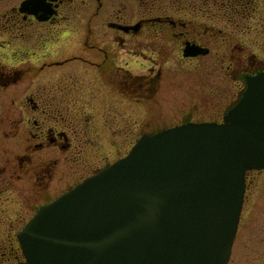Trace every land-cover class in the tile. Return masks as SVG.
<instances>
[{"label":"water","instance_id":"95a60500","mask_svg":"<svg viewBox=\"0 0 264 264\" xmlns=\"http://www.w3.org/2000/svg\"><path fill=\"white\" fill-rule=\"evenodd\" d=\"M223 118L142 136L42 206L19 233L29 264H225L244 171L264 167V76Z\"/></svg>","mask_w":264,"mask_h":264},{"label":"flooded vegetation","instance_id":"af4514ba","mask_svg":"<svg viewBox=\"0 0 264 264\" xmlns=\"http://www.w3.org/2000/svg\"><path fill=\"white\" fill-rule=\"evenodd\" d=\"M176 1L179 2L180 0ZM197 1L201 2L204 9H198V5H194L190 13L207 14V22L197 23L194 19L180 16L181 10L178 6L173 11H152L150 8L154 6V0H143V2L149 4L144 6V10L139 12L138 14L140 15L138 16L135 15L134 11L128 10L127 7L122 5L124 3L123 0H117L113 4L115 6L111 5V10H109L108 4H104L101 6V10L98 9L99 6L94 11L89 12V16L85 18L81 17L82 23L86 25V33L84 34V39H82L84 43L83 50L81 49V53L83 52L85 54L82 53L84 56L79 62L94 66L93 69L89 70L90 76L88 80L90 81L91 79V82L97 85L99 89L103 86L115 97L122 95L124 97L147 98L158 90L157 80L161 73L160 64L163 65L166 63L168 65L170 58L175 62L178 61L175 54L179 52L178 50L181 47V57H191L192 59H198V63L200 62L192 70L191 76L185 78L186 82L192 83L190 84V87H193L192 93L195 95L200 91H204L210 98V100H207L208 104H206L207 102H200L198 99H192L193 97H191L195 107L192 105L187 106L186 104L182 106L181 114H188L195 108L197 111H207L211 114H219L221 116L219 120L217 118L197 119V121H221L222 115L242 95L247 85V78L259 73L264 74V0ZM73 2L76 1H49L47 7L50 11L43 18H40L38 14L15 7L14 14L7 16L6 20L8 22L2 20V22H5L3 25L5 30L9 29V34L14 39L7 41L4 38H0V52H2L0 53V87H6L10 80L15 81L17 79L16 82H18L22 78L24 71V67L18 68V65L30 61L27 55L28 52H22L18 46L24 39L23 34L25 30L32 28L35 23L39 25L48 22H56L58 26H63L64 28L69 27L71 21H73L72 19H76L75 14H80V10H72L74 7ZM78 2L81 4L85 0H79L76 3ZM205 3H211V6L217 3L218 7H216L219 11L208 9L207 6L203 5ZM218 17L224 26L206 24L209 20L218 22ZM69 30L73 31V29ZM69 30H65L64 34L66 32L69 33ZM91 34L95 35L93 38H90L93 42L88 47L87 41ZM188 45H191L194 49L193 54H184V47ZM94 46L95 48H91ZM131 54L145 58L148 57L151 61H154L155 57L158 58L156 62H160L159 69L154 72L151 66L145 65L143 67L141 63L139 64L141 68L139 70L140 72L132 71L126 67L132 64L130 58H123L125 55ZM168 56L171 57L168 58ZM204 57L206 59H203ZM8 67H11L13 70L6 71ZM202 75L205 76V79H202ZM176 80L179 81V78L176 77ZM177 82L174 81L175 84ZM172 83L169 84L171 85ZM172 87L175 88L176 86L172 85ZM179 87L183 88V84L181 83ZM62 88L67 91L69 97L66 104H77L76 101L70 99V85L64 84L60 86L58 84L54 87V89ZM37 92L36 99L33 96L32 98L27 96L25 99L26 103L30 109L32 108L31 110L33 112L48 121L44 119L39 122L36 119L34 120L33 117L35 114L32 119L28 118L29 122L33 120L36 125V131L33 135L39 139V142L35 143V145L38 147L43 145L47 149L56 145L58 148L69 147L71 143L62 129L68 128L70 129L69 132H71V129L74 128V122L70 117V107H65V110L61 108L60 113L57 106H54V99L56 97L52 96L51 92L49 93L44 90ZM61 93L62 97H65V93ZM57 99L59 100V97ZM145 104L141 102L143 109ZM20 109L22 110V108ZM49 113L58 115L59 119H56V125L61 126V130L57 126L54 128L53 121L51 122L50 117L47 116ZM188 121L191 120L188 119ZM182 122V120H179L178 123ZM23 124L26 125L25 123ZM0 138L2 148L5 150L13 146L14 138L11 139V135L5 129L4 125L2 127L0 126ZM89 138L85 137L81 140V138L75 137L77 144L73 145L74 148H72L69 161L73 162L70 166L76 172L86 170V163L83 162H91L95 165L98 161L94 157H91L94 154V143ZM86 143H88L89 148H86ZM28 146L26 145L25 149ZM43 149L41 148L40 150ZM24 151L19 155L20 161H18L17 166V170L22 169L21 171L16 170L13 173L3 174L4 164H0V201L10 198L13 202L12 206L15 208L16 206L19 207L18 212L20 213L22 221V225L14 232L13 236L11 235L12 229L6 232L8 236H1L0 264H27L17 233L23 224L34 214L32 213L23 220L25 214H28L26 212L30 207L33 209L34 205H38L39 201L44 200L47 203L53 199L49 198L50 190H48L47 183L52 176L51 172L56 164V158L48 157L46 159H40L36 167L30 170L25 163L28 162L26 160H29L28 158H30L31 154ZM87 154L90 155L89 161L85 159ZM81 159L83 162L79 164L78 162ZM1 161L2 159H0ZM107 164L102 165L105 166ZM99 169L100 167L97 165L96 168H91L87 173L91 172L93 174L92 172L94 170L96 172ZM251 172L253 173L254 171H248L246 175ZM253 179L251 176L250 183H252ZM71 187V185L66 186L59 194H62ZM9 193L12 196H9ZM43 202L41 203L44 204ZM42 204L36 206L34 210ZM13 213L16 214L17 210ZM2 226L0 225L1 231ZM234 242L232 249L234 248Z\"/></svg>","mask_w":264,"mask_h":264},{"label":"rangeland","instance_id":"374dc122","mask_svg":"<svg viewBox=\"0 0 264 264\" xmlns=\"http://www.w3.org/2000/svg\"><path fill=\"white\" fill-rule=\"evenodd\" d=\"M20 1L0 0V38H4L7 41L14 39L9 34L10 30H5L3 26L5 22H2V20L7 21V16L14 14L15 7L20 6ZM76 2H73L74 7L72 10H80V14H75L76 19H72L73 21H71L69 27L64 28L63 26H58L56 22H48L39 25L35 23L32 28L25 30L23 34L25 40L23 39L22 43L20 42L18 46L22 52H28L27 55L30 61L18 65V68L24 67L22 78L18 82H16L17 79H14L15 81L10 80L6 87H0V126L4 125L11 135V139L14 138L13 146L7 150L2 148V142L0 141V159H2L0 164H4L3 174L13 173L17 170L18 161H20L19 155L24 150L31 154L30 158H28L29 160H26L28 162L25 163L30 170L36 167L40 159L48 157L56 158V164L51 172L52 176L47 183L48 190H50L49 198H54L66 186H73L75 182L91 174V172L87 173L91 168H96L97 165L101 168L102 164L109 163L124 155L131 144L143 133H151L177 124L179 120L185 122L188 119L197 121V119L218 118L217 120H219L221 118L219 114L197 111L195 108L188 114H181L182 106L187 104V106L192 105L195 107L192 99L207 102L206 104H208L207 100H210L209 95L204 91H200L195 95L192 93L193 87H190L192 83L186 82L185 78L191 76L192 70L200 62L198 63V59H192L191 57H181V47L178 50L179 52L175 54L178 61L175 62L170 58L171 56H168L170 58L168 65L166 63V65L160 64L161 73L157 80L158 90L147 98L124 97L122 95L115 97L103 86L99 89L97 85L91 82V79L90 81L88 80L90 76L89 70L93 69L94 66L79 62L84 56L82 55L83 52L81 53V49L83 50L84 43L82 39H84V34L86 33V25L82 23L81 17L85 18L89 16L88 13L94 11L99 6L98 9L101 10V6L104 4H108L109 10H111L117 0H85L81 4ZM123 2L122 5L127 7L128 10L134 11L136 16L140 15L138 13L144 10L145 5L149 4L143 2V0H123ZM153 5H150L152 6L150 8L152 11H173L178 6L181 10L180 16L194 19L197 23L207 22L208 20L207 14L190 13L194 5H198V9H204L201 2L197 0H180L179 2L176 0H154ZM203 5L212 11H219L217 3L212 4V6L211 3ZM217 19L218 22L209 20L206 24L224 26L219 17ZM68 28L73 29V31H70ZM65 30H69V33L66 32L64 34ZM94 35H90L87 41L88 47L93 42L90 38H93ZM91 48H95V46ZM79 53L81 54L78 55ZM123 58H130L132 64L125 66L135 72H140L141 68L139 64L141 63L143 67L145 65L151 66L154 72L159 69L160 62H156V59L158 60L156 57L154 61L149 60L148 57L145 58L132 54L125 55ZM203 59H206V57ZM12 70L11 67L6 69V71ZM176 77L179 78V81L176 80ZM202 77V79H205V76L202 75ZM174 81L181 82L183 88L179 87L181 83L177 82L175 84ZM171 82L173 83L170 85L169 83ZM58 84L60 86L64 84L70 85V99L76 101L77 104H66V101L69 100L67 91L63 88L54 89ZM172 85L176 87L173 88ZM43 90L51 92L52 96L56 97V99L59 97V100L54 99V106H57L60 113L61 108L65 110V107H70V117L74 122L73 127L75 129L72 128L74 130L71 129V132H69L70 129L68 128L62 129L71 143L69 147L58 148L56 145L47 149L43 145L41 147L35 145V143L39 142V139L33 135L36 131V125L33 120L29 122L28 118L32 119L35 114L33 118L39 122L44 117H40L37 113L33 112L32 108L28 107L25 99L27 96L31 98L33 96L36 99L37 91ZM61 92L65 93V97H62ZM191 97L193 98L191 99ZM141 102L146 103L144 109ZM75 106L76 108H74ZM47 116L50 117L51 122L53 121L54 128L57 126L61 130L62 127L58 124L56 125L58 115L49 113ZM22 117L24 118L21 119ZM84 136L90 137L89 139L93 140L94 154L91 157H94L98 161L95 163V166L91 162H83L81 159L78 163H86L87 168L86 170L76 172L70 166L73 162L69 161V157H71L73 145L77 144L75 137L82 140L85 138ZM26 145H29L27 149H25ZM85 146L89 148L88 143ZM41 148L44 149L40 150ZM59 151L60 153H58ZM89 158L90 155L87 154L85 159L89 161ZM251 176L254 178L252 183H250ZM246 178L247 188L235 234L234 248L232 249L228 264H258L264 260V168L254 170L253 173L247 174ZM9 196L12 195L9 193ZM43 201H39L38 205L42 204L41 202ZM0 204V225H3L2 231L0 230V238L2 235L8 236L6 232L9 229L13 230L11 234L13 236L14 232L22 225L21 216L18 212L19 207L15 204L16 208L13 207V202L10 198L2 199ZM38 205L35 204L34 208ZM34 208L30 207L28 209L26 212L28 214H25L23 220L35 212L36 209L34 210ZM15 210H17L16 214L13 213Z\"/></svg>","mask_w":264,"mask_h":264}]
</instances>
